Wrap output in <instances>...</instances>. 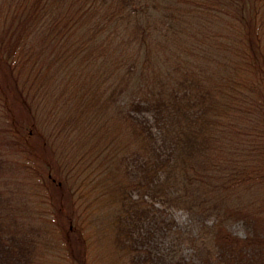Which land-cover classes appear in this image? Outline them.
I'll return each mask as SVG.
<instances>
[{
    "label": "trees",
    "instance_id": "1",
    "mask_svg": "<svg viewBox=\"0 0 264 264\" xmlns=\"http://www.w3.org/2000/svg\"><path fill=\"white\" fill-rule=\"evenodd\" d=\"M0 79L8 111L16 103L34 125L50 124L38 109L51 103L58 123L76 133L70 143L106 140L104 158L92 149L85 161L65 138L54 139L64 149L55 159L38 130L40 147L8 140L47 166L40 184L71 224L66 244L76 264L89 257L72 225L87 185L81 174L100 166L111 212L88 227H108L122 264H187L173 245L166 253L145 247L155 232H169L159 228L175 224L176 207L191 224L216 228L197 264H264V206L233 210L248 225L244 237L228 228L226 207L260 194L264 181V0H0ZM71 175L81 182L69 184ZM31 230L17 216L5 220L0 206V264L37 262Z\"/></svg>",
    "mask_w": 264,
    "mask_h": 264
},
{
    "label": "rangeland",
    "instance_id": "2",
    "mask_svg": "<svg viewBox=\"0 0 264 264\" xmlns=\"http://www.w3.org/2000/svg\"><path fill=\"white\" fill-rule=\"evenodd\" d=\"M53 67L56 69L57 65ZM0 83H2L0 85V191L2 195L0 206L2 213L5 214V220H7L8 217L9 220L14 219V216H17L19 220H21V224H24L28 228H32L30 233L35 237L33 252L37 261L34 262V264H76V261L71 258L66 244L68 239L67 235L69 234L68 228L71 224L70 222H66L62 213H59L58 210L55 211V203L57 202L52 197L44 196L45 193L48 194V191L42 189V185L40 184L42 180H46L47 176L50 175L47 166L43 161H34V159L32 160L22 154L23 152L8 148V140L11 138H18L20 140L25 139L30 144H37V146L40 147L42 144L41 138L34 133L38 130L50 143L53 142L50 145L54 151L50 150L49 154L56 159L57 153L64 150L58 146L59 141L61 142L65 138V140L69 142L73 140L76 133H73L71 130L72 128L68 127V125L58 123V117L60 115L57 114V110L53 108L52 113L49 112L53 106L51 103L46 107H39V113L35 110L38 115L42 114V118L50 114V124L47 122L44 125H34L33 120L35 116H30L27 113L28 111L26 112L27 109H25V106L22 107L16 103L13 104L14 112L8 111L7 106L3 104V96L5 97L6 91H4V87H2L4 86L2 79H0ZM55 130L61 131V133H59V139L57 138L58 136H54L53 138L49 136L50 133H54ZM253 131L257 134L255 129H253ZM67 133L69 134L67 135ZM105 136L108 139V135L105 134ZM92 138L93 140L91 141L90 137H87L84 143L69 142L68 147L73 144L72 148L74 152L76 151L75 153H77L78 150V155L83 153L81 155V161L86 160L85 153H89L92 149L96 154L100 153L101 159L104 158V152L103 154L101 152L107 144L105 138L99 137L98 135H93ZM54 139L58 141V144L54 142ZM95 140L97 141V146L93 143ZM71 153L74 154L73 152ZM111 154L113 157L118 156L114 151ZM74 160H76V158ZM21 163L25 166H21ZM101 168L102 166H100V169ZM40 169L42 170L41 177V174H39ZM100 169L95 167L91 168V170H93V174L90 175L91 178L86 177L85 174H81L83 183L86 181L87 185L83 188L84 193H79V196L76 195L78 199L76 200L77 208L75 207L74 214L78 212L79 218L75 221L76 217H73L72 225L75 226V228H80L83 237L86 239L85 242H89V245H86L89 251L87 264H97V258H105L104 260L108 264H122L123 259H117L118 252L113 243V233L110 234L108 227L105 226V224H90L88 227L89 223H92L95 214L100 217L101 220L105 214L109 215L111 212L110 199L113 195L110 190H108L110 188L109 184L105 183L102 175H100ZM75 175H71V178H66L67 182H69V184L73 183L74 186H76L78 182H81L80 178L78 182L75 181ZM84 177L85 179H83ZM112 180L113 179H111L110 182ZM259 191L260 194L237 195L236 198L232 199L228 206H226L229 207V211L232 213V216H230L231 218L227 217L230 218L227 226L234 235L244 237L248 231V225L241 219H236L237 217H234L233 210L248 205L254 206V208L264 206V181L260 182ZM80 192H82V190ZM156 205L158 204L156 203ZM171 210L172 217L175 218V224H163L159 230L165 225L168 228L169 225V227L171 226L169 232L167 229L163 233L157 234V236L156 233L158 232H155L153 234L154 237L150 239V242H147L145 247L148 249L154 244H157V246L162 247H159L162 253H166L167 248L173 245V253L177 256H186L187 264L199 263L198 260L201 257V252L203 251L206 254L208 251V248L199 250L200 243L203 240H210L209 244H211L212 235L210 232H215L216 228L214 229L213 224L210 222H208V224L204 222L202 224H191L189 214L182 208L176 207ZM87 215L89 216L88 219H83L86 218ZM38 225L41 227L40 232L35 231ZM261 225L264 226L263 224ZM196 230H201L202 235L207 234V238L200 235L198 238L196 236ZM131 255H134V253H131Z\"/></svg>",
    "mask_w": 264,
    "mask_h": 264
}]
</instances>
